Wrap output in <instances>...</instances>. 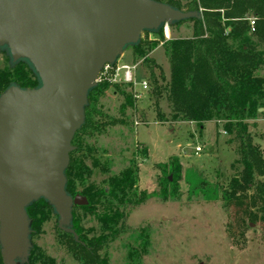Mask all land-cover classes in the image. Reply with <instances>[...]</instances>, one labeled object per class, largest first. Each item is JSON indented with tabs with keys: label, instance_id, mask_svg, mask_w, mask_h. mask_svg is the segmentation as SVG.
Returning a JSON list of instances; mask_svg holds the SVG:
<instances>
[{
	"label": "rangeland",
	"instance_id": "obj_1",
	"mask_svg": "<svg viewBox=\"0 0 264 264\" xmlns=\"http://www.w3.org/2000/svg\"><path fill=\"white\" fill-rule=\"evenodd\" d=\"M192 31L193 24L186 22L164 28V40L162 34L144 33L140 42L151 63L133 47L125 48L117 62L137 67V86L106 82L109 87L93 104L94 125L106 127L100 132L91 130L94 136L83 138L91 150L89 157L100 166L94 168L91 181L101 186L109 176H118L135 164L138 192L150 197L139 207L126 210L121 234L103 247L100 254L109 264H264V221L252 220L248 203L208 201L191 194L186 180L189 171H196L211 184H227L240 169L235 166L238 142L229 143L230 137L220 132L215 122L201 132L196 125L174 121L167 98L156 96V84L166 85L170 78L164 43L191 38ZM151 42L157 45L149 51L145 45ZM11 62L9 49L0 47V70ZM259 76L264 78V69ZM143 82L148 84L147 90H143ZM124 94L132 97V107ZM248 124L255 144L264 152V113ZM198 148L202 152L198 153ZM173 158L182 165L180 194L177 199L164 200L161 183ZM92 162L86 161L93 167ZM105 167L109 172L104 174ZM77 214L85 232L103 234L95 216H86L81 210ZM46 217L32 245L55 264H80L60 242V217L54 211Z\"/></svg>",
	"mask_w": 264,
	"mask_h": 264
},
{
	"label": "trees",
	"instance_id": "obj_2",
	"mask_svg": "<svg viewBox=\"0 0 264 264\" xmlns=\"http://www.w3.org/2000/svg\"><path fill=\"white\" fill-rule=\"evenodd\" d=\"M155 1L198 16L169 25L192 23L193 36L164 43L171 66L170 78L166 85L156 84V96L167 98L174 121L193 123L201 132L206 124L215 122L218 130L230 137L229 143L238 142L239 146V159L235 166H240V169L227 184H211L196 171H189L186 180L190 192L213 202L221 199L228 203L247 202L252 220L264 221V152L260 145L255 144L248 124L257 119L261 114L259 110L264 108V78L259 76L264 69V0ZM251 20L255 21V32L251 30ZM164 28L151 32L162 34L164 40ZM156 45L151 42L145 46L151 51ZM128 47L138 50L145 61L151 63L146 58L142 42ZM14 86L20 89L41 87L40 77L28 60L15 63L12 59L10 66L0 70V96ZM108 87L109 84L103 82L90 90L85 109L86 122L73 140L75 151L66 171L67 194L72 198L80 195L89 203L73 208L72 230L77 233L78 240L60 230L61 244L80 264H109L100 253L110 239L121 234L127 218L126 210L139 207L150 199L146 193L138 192V166L135 164L118 176H109L101 186L91 181L94 168L100 166L89 157L91 150L86 148L83 138L94 136L92 132H100L106 127L95 126L92 115L96 112L93 104ZM125 96L129 107H132V97ZM142 151L146 155V150ZM88 158L92 159L93 167L87 165ZM170 164L166 166L169 171L161 183L160 196L164 200L177 199L180 194L182 165L177 158H173ZM102 171L108 173L109 168ZM79 210L86 216H95L102 224L103 234L96 236L85 232L77 214ZM52 211L55 209L44 199L27 208L31 220V241ZM0 264H3L1 251ZM26 264L55 263L32 245Z\"/></svg>",
	"mask_w": 264,
	"mask_h": 264
},
{
	"label": "water",
	"instance_id": "obj_3",
	"mask_svg": "<svg viewBox=\"0 0 264 264\" xmlns=\"http://www.w3.org/2000/svg\"><path fill=\"white\" fill-rule=\"evenodd\" d=\"M155 0H0V47L28 60L41 87H11L0 96V251L3 264L29 261L27 208L47 200L72 230L75 206L66 192L73 140L86 122L90 90L144 32L197 18ZM264 113V109L259 110Z\"/></svg>",
	"mask_w": 264,
	"mask_h": 264
},
{
	"label": "built area",
	"instance_id": "obj_4",
	"mask_svg": "<svg viewBox=\"0 0 264 264\" xmlns=\"http://www.w3.org/2000/svg\"><path fill=\"white\" fill-rule=\"evenodd\" d=\"M251 30L252 32H255V21L251 20ZM169 25L165 26V29L168 28ZM168 38V36H167ZM105 68L102 70L100 73L97 83H103V82H109V83H124L127 85H133L134 87L137 86L136 83V71L137 67L125 65V64H118L116 63L115 65H106L104 66ZM142 88L143 90L148 89V84L143 82L142 83ZM135 97L139 98V95L136 94ZM197 152L200 153L202 152L201 148L197 149Z\"/></svg>",
	"mask_w": 264,
	"mask_h": 264
},
{
	"label": "crops",
	"instance_id": "obj_5",
	"mask_svg": "<svg viewBox=\"0 0 264 264\" xmlns=\"http://www.w3.org/2000/svg\"><path fill=\"white\" fill-rule=\"evenodd\" d=\"M211 123V122H210ZM214 123V122H213ZM190 124H192V125H195V124H193V123H190ZM209 124V123H208ZM206 126H207V124L205 125V128H206ZM205 128H204V130H205Z\"/></svg>",
	"mask_w": 264,
	"mask_h": 264
}]
</instances>
